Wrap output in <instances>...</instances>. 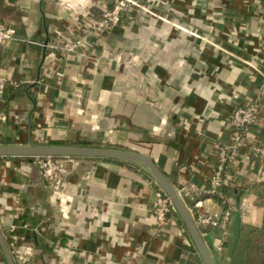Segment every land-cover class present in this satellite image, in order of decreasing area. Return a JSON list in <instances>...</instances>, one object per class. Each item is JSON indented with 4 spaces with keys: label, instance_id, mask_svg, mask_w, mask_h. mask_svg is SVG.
Wrapping results in <instances>:
<instances>
[{
    "label": "crops",
    "instance_id": "0c3cea01",
    "mask_svg": "<svg viewBox=\"0 0 264 264\" xmlns=\"http://www.w3.org/2000/svg\"><path fill=\"white\" fill-rule=\"evenodd\" d=\"M89 1L67 9L61 0H1L0 17L17 33L0 50V74L8 79L0 144L27 143L32 135L38 144L136 151L153 157L177 188L209 184L214 145L232 141L235 107L262 93L264 110V0H148L161 17L125 13L111 32L90 34L89 46L55 60L50 45L60 36L72 40L75 14L88 10L98 19L114 3ZM262 133L253 125L248 140ZM73 158L64 212L37 157L0 156V227L11 253L31 244L27 264H205L177 211L158 229L151 209L157 186L148 168ZM254 159L242 148L229 170L234 212L226 235L200 228L215 264H233L243 231L264 225ZM202 199L205 210H220L214 198Z\"/></svg>",
    "mask_w": 264,
    "mask_h": 264
},
{
    "label": "built area",
    "instance_id": "2783aa9c",
    "mask_svg": "<svg viewBox=\"0 0 264 264\" xmlns=\"http://www.w3.org/2000/svg\"><path fill=\"white\" fill-rule=\"evenodd\" d=\"M90 2L89 0H77L76 6L85 3V7H88ZM61 4L67 9L76 7L70 0H61ZM133 10H141L147 14L161 17L153 11L148 0H114L112 6L105 8L102 16L98 19L93 18L88 10L75 14L72 20L74 26L68 27L73 35L72 40L60 36V39L54 41L50 45L53 51L51 52L52 57L57 60L75 52L77 49L86 48L87 45L89 46L87 39L90 34H95L102 38L105 33L111 32L121 24L125 13ZM16 33L17 31L12 25L3 20L0 21V50L16 39ZM7 85L8 79L0 74V102L4 98ZM15 86H18V84L15 83ZM1 118L2 120L6 119L5 115L2 114ZM229 123L233 128L232 141L229 144L218 142L214 145L216 164L209 184L204 186L189 181L178 188L176 187L178 195L185 203L198 227H218L222 230L223 235H226L228 231L234 212V198L224 191L223 188L235 183L234 176L229 174V170L237 163L241 156L242 148L247 147L249 149V152L255 158L254 162L260 175L264 177V110L262 107V93L256 98L236 106L229 118ZM253 125L260 126L263 133L249 141L248 132ZM73 157H37L42 176L56 199L63 203L61 208L64 212H67L70 205L69 199L65 198L64 188L65 177L75 164ZM155 184L157 189L154 193L151 209L159 229L165 224L167 216L177 210L165 190L157 181H155ZM205 196L214 198L220 205V210L215 212L205 210L202 199ZM12 229L15 230L16 227ZM12 254L16 264H27L33 255V246L31 244H23L19 248L15 247ZM0 264H6L1 248Z\"/></svg>",
    "mask_w": 264,
    "mask_h": 264
},
{
    "label": "water",
    "instance_id": "95a60500",
    "mask_svg": "<svg viewBox=\"0 0 264 264\" xmlns=\"http://www.w3.org/2000/svg\"><path fill=\"white\" fill-rule=\"evenodd\" d=\"M48 40L44 44L41 64L38 68V73L33 85H36L41 77V69L46 56V47ZM33 109L30 113L32 115L36 108V102L32 99ZM1 157H63V156H83V157H98L111 158L119 160H127L140 163L144 165L153 178L165 190L168 196L172 199L177 212L184 220L205 264H215L211 254V248L206 244L203 234L196 224L193 216L189 212L183 200L177 193L176 186L166 176L163 170L159 167L153 157L148 154L130 151L125 149L96 147L84 145H61V144H38L32 139V135L27 143L23 144H0ZM0 248L2 250L3 258L6 264H16L11 250L8 246L7 240L0 227Z\"/></svg>",
    "mask_w": 264,
    "mask_h": 264
},
{
    "label": "trees",
    "instance_id": "16d2710c",
    "mask_svg": "<svg viewBox=\"0 0 264 264\" xmlns=\"http://www.w3.org/2000/svg\"><path fill=\"white\" fill-rule=\"evenodd\" d=\"M1 3V0H0ZM1 4H0V12L1 10ZM0 21H2V17H0ZM48 144H61V145H66L67 143L64 142H56V141H50ZM84 145H89L88 143H81ZM27 158H34V157H27ZM105 159H111V158H105ZM255 172L257 173V177L259 179L260 185L264 186V177L260 175L258 168H255ZM227 187H224L223 190L227 191ZM263 198V203H264V194L262 195ZM25 216V215H24ZM264 228V225L263 227ZM208 228H202V230H207ZM245 231V230H244ZM243 231V237L242 234V229L239 228V242L234 245V250H233V264H264V240H254L253 238H250L247 234L253 233L256 231V229H248L244 233ZM261 242V243H259ZM257 251L256 253V259L254 260L252 258V252ZM258 255V256H257Z\"/></svg>",
    "mask_w": 264,
    "mask_h": 264
},
{
    "label": "rangeland",
    "instance_id": "374dc122",
    "mask_svg": "<svg viewBox=\"0 0 264 264\" xmlns=\"http://www.w3.org/2000/svg\"><path fill=\"white\" fill-rule=\"evenodd\" d=\"M262 192H264V189ZM247 235L250 236V238H253L254 240L263 241L264 240V228L254 231L253 233H251V235L249 233ZM259 243H261V242H259ZM256 253H257V251L252 252V258L254 260L256 259V257H255Z\"/></svg>",
    "mask_w": 264,
    "mask_h": 264
}]
</instances>
